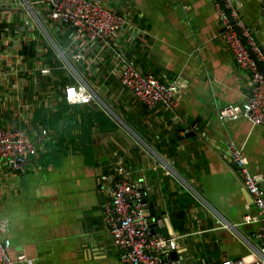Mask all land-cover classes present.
I'll return each instance as SVG.
<instances>
[{"label":"crops","instance_id":"0c3cea01","mask_svg":"<svg viewBox=\"0 0 264 264\" xmlns=\"http://www.w3.org/2000/svg\"><path fill=\"white\" fill-rule=\"evenodd\" d=\"M35 1L0 0V125L20 119L34 141L23 169L0 160V220L8 221L2 236L11 239L9 254L24 253L19 264H126L103 212L112 179L124 168L149 186L145 205L153 231L177 237L162 264H224L239 257L255 263L264 243L258 210L228 145L243 147L264 187V124L218 115L223 105L252 94L253 71L240 65L223 37L217 0H101L128 16L129 25L114 36L125 57L179 85L178 120L123 85L114 51L76 38L71 25L51 19L49 6ZM232 2L264 53L261 0ZM34 42L38 56L31 58L23 48ZM46 46L65 50L96 98L73 103L64 89L58 93L49 81L61 87L60 76L50 65V73L42 72ZM70 77V83L78 78ZM61 94L94 110L84 130L59 135L36 119L44 105L57 110Z\"/></svg>","mask_w":264,"mask_h":264},{"label":"built area","instance_id":"2783aa9c","mask_svg":"<svg viewBox=\"0 0 264 264\" xmlns=\"http://www.w3.org/2000/svg\"><path fill=\"white\" fill-rule=\"evenodd\" d=\"M224 1L235 22L231 21L225 9L217 1L216 6L224 26L223 37L231 46L240 65L253 71V92L241 103L223 105L218 115L223 121L246 117L253 124H264V74L240 37L235 23L263 64L264 53L254 40L251 29L240 17L237 6L232 0ZM35 2L49 6L48 15L51 19L71 25L76 38L84 37L87 41L96 42L101 49L114 51L120 57L118 64L121 66L120 76L123 85L149 107L166 106L172 113L171 119H179V101L175 97L178 85L163 82L154 73L140 70L133 61L125 57L114 40L117 31L129 23L125 13L104 4L101 0H36ZM261 2L264 13V0ZM56 53L63 59L64 66L78 77L74 83L66 84L64 88L66 98L73 103L89 102L96 98L95 91L77 72L65 50L58 46ZM75 56L80 57V54ZM48 66H43L42 72L50 73ZM98 100L106 108L104 103ZM112 115L118 118L116 113ZM15 123L14 126L0 125V160L23 169L28 154L33 149L34 141L28 130L21 125L20 119ZM228 146L244 186L252 195L258 210V217L255 218L259 222L257 235L264 239V187L260 183V178L252 172L243 147L234 142H230ZM112 180L110 186L112 200L105 205L103 212L114 242L121 247V261L126 264H162V254L176 247L177 237L162 236L153 231V221L146 214L144 201L149 193V186L134 181L130 172L124 168H120L119 175ZM245 218L251 220L252 216L247 214ZM7 229L8 221L1 219L0 264H19L26 259V255L21 253L17 258H13L9 254L11 239L2 236ZM224 264L247 263L239 257L225 259ZM253 264H264V243L259 251L258 260Z\"/></svg>","mask_w":264,"mask_h":264},{"label":"trees","instance_id":"16d2710c","mask_svg":"<svg viewBox=\"0 0 264 264\" xmlns=\"http://www.w3.org/2000/svg\"><path fill=\"white\" fill-rule=\"evenodd\" d=\"M52 48L53 47L51 46H46V52L43 53V57L46 64L52 66L55 74L59 75L62 79L59 83L61 87H58V82L56 80L49 81V83H52L54 86H56L58 93H61L66 84L72 82V78L70 77V72H68L67 68L64 66V61ZM23 53L29 55L31 58L38 56V47L36 46V43L34 42L28 46H25L23 48ZM61 96L62 101L57 110L49 109L50 107L44 105V107H40L36 111V119H38L42 125L55 128L59 135L60 132L65 129L66 132H72V130L77 129L84 130L85 128L83 127L85 126V123H87V121L92 118V112L94 110L89 109V107H82V105H73L63 97V94H61ZM87 135L88 134H86V136ZM64 137L65 134L63 133L61 138L64 139Z\"/></svg>","mask_w":264,"mask_h":264},{"label":"water","instance_id":"95a60500","mask_svg":"<svg viewBox=\"0 0 264 264\" xmlns=\"http://www.w3.org/2000/svg\"><path fill=\"white\" fill-rule=\"evenodd\" d=\"M217 1H218V2L222 5V7L225 9V11H226L227 14L229 15L231 21H232V22H235V21H234V18H233V17L231 16V14H230V10L227 8V6H226V4H225V1H224V0H217ZM235 28L237 29V31H238L240 37L242 38V40L244 41V43H245V44L247 45V47L249 48V50H250V52H251L253 58L255 59V61H256L257 64H258L260 70H261V71L263 72V74H264V64H263V62L259 59V57L257 56V54L254 52V50L252 49L251 45L249 44L247 38L243 35V33H242L240 27H238V26L236 25V23H235ZM193 133H194V131H188L186 134H187V135H191V134H193ZM146 214H147V213H146ZM159 225H160V226L164 225V221H163V220H159Z\"/></svg>","mask_w":264,"mask_h":264},{"label":"bare ground","instance_id":"6f19581e","mask_svg":"<svg viewBox=\"0 0 264 264\" xmlns=\"http://www.w3.org/2000/svg\"><path fill=\"white\" fill-rule=\"evenodd\" d=\"M31 1V0H30ZM239 3V2H238ZM235 5H237V4H235ZM40 8V7H39ZM239 10V9H238ZM33 12V11H32ZM242 12V11H241ZM35 15V14H34ZM39 16V15H38ZM41 17V16H40ZM242 18V17H241ZM36 21V20H35ZM44 21V20H43ZM221 21V20H220ZM130 22V21H129ZM132 24V23H131ZM42 25V24H41ZM62 25V24H61ZM129 25V24H128ZM248 25V24H247ZM67 27V26H66ZM71 27V26H70ZM130 27V26H129ZM44 28V27H43ZM62 28V27H61ZM132 29V28H131ZM42 30V29H41ZM66 30V29H65ZM68 30V29H67ZM127 30V29H126ZM68 32V31H67ZM127 32V31H126ZM63 33V32H62ZM137 33V32H136ZM67 34V33H66ZM123 34V33H122ZM132 34V33H131ZM49 35V34H48ZM134 37V36H133ZM73 39H75V38H73ZM81 40H79V42H80ZM76 42V41H75ZM71 43V42H70ZM74 45V44H73ZM77 45V44H76ZM124 45V44H123ZM71 46V45H70ZM61 47V46H60ZM231 49V48H230ZM98 50V49H97ZM71 54V53H70ZM116 54V53H115ZM109 55V54H108ZM114 56H116V55H114ZM53 58V57H52ZM50 59V58H49ZM71 59V58H70ZM48 60V59H47ZM50 61V60H49ZM52 61V60H51ZM74 61V60H73ZM50 67V66H49ZM53 69V68H52ZM51 70V69H50ZM68 70V69H67ZM79 71V70H78ZM69 72V71H68ZM70 74V73H69ZM156 74V73H155ZM18 75V74H17ZM55 75V74H54ZM19 76V75H18ZM72 77H74V76H72ZM160 77V76H159ZM75 78V77H74ZM86 78V77H85ZM89 82V81H88ZM169 83V82H168ZM178 85V84H177ZM92 86V85H91ZM123 86V85H122ZM179 86V85H178ZM94 89H95V87H94ZM128 90V89H127ZM129 91V90H128ZM253 91V90H252ZM177 92V91H176ZM132 93V92H131ZM176 95V94H175ZM101 96V95H100ZM136 97V96H135ZM142 102V101H141ZM153 110H155V109H153ZM180 110V109H179ZM151 112H152V110H151ZM117 113V112H116ZM168 118V117H167ZM167 123V122H166ZM31 155H32V153H31ZM244 184V183H243ZM110 190V189H109ZM112 199V198H111ZM144 201H146V198L144 199Z\"/></svg>","mask_w":264,"mask_h":264},{"label":"rangeland","instance_id":"374dc122","mask_svg":"<svg viewBox=\"0 0 264 264\" xmlns=\"http://www.w3.org/2000/svg\"><path fill=\"white\" fill-rule=\"evenodd\" d=\"M28 7V6H27ZM30 9V8H29ZM31 10V9H30Z\"/></svg>","mask_w":264,"mask_h":264}]
</instances>
